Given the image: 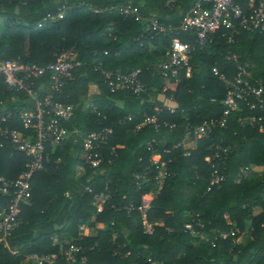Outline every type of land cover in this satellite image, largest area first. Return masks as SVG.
Listing matches in <instances>:
<instances>
[{"label":"trees","instance_id":"1","mask_svg":"<svg viewBox=\"0 0 264 264\" xmlns=\"http://www.w3.org/2000/svg\"><path fill=\"white\" fill-rule=\"evenodd\" d=\"M196 1L0 0V59L45 65L59 51L73 48L82 61L54 95L55 100L73 106L72 115L61 120L67 137L60 146L46 144L43 167L30 179V198L19 204L20 221L0 240V264H39L27 253L37 257L56 253L57 264H259L264 260V35L236 28L233 41L227 42L219 30L204 47L196 45L190 31L143 36L147 19L176 27ZM123 5H130L136 13L120 14L115 7ZM59 12V18H45ZM173 38L194 46L190 76L183 73L177 85L157 71ZM232 54L236 60L227 58ZM237 63L246 69L251 83L262 86L259 101L253 96L237 99L225 127H215L208 136L196 139L195 149L186 150L182 141L187 125L218 118L224 110L221 101L228 85L213 68L231 81ZM136 68L141 69L139 79L145 93L136 96L127 90H110L105 72L126 74ZM39 80L43 85H36V94L42 98L48 77ZM91 83L99 91L89 96L85 106L82 99ZM172 90L173 111L158 99L159 95L169 97ZM34 102L25 91L8 88L0 78V115H6L10 128L30 132L18 115L32 111ZM155 106L160 107L157 125L143 123ZM250 114L261 117L262 129L243 119ZM106 130L99 147L100 163L93 167L85 161V136ZM150 145L165 162L166 176L160 188L144 179L137 185L134 178L144 170L151 177L156 173ZM216 145L226 147L227 156L209 162L206 156L212 155ZM28 160L10 140L0 144L1 176L16 179ZM216 167L224 177L210 183ZM243 167L249 172L240 177ZM87 186L91 192L85 190ZM105 187L110 197L99 210L92 200ZM150 192L153 198L143 219L137 207ZM9 200L0 194L1 204ZM67 200L68 215L62 226L39 234L41 224L52 220ZM130 204L134 209L128 211ZM144 220L152 224L150 233L144 230ZM186 221L192 222V230L184 228ZM97 222L103 223L101 229ZM32 231L35 236L16 253L8 249L9 237ZM222 232L228 235L221 236ZM55 233L64 235L67 242L60 246L53 239ZM69 243L80 245L81 251L66 261L62 250Z\"/></svg>","mask_w":264,"mask_h":264},{"label":"built area","instance_id":"2","mask_svg":"<svg viewBox=\"0 0 264 264\" xmlns=\"http://www.w3.org/2000/svg\"><path fill=\"white\" fill-rule=\"evenodd\" d=\"M172 0H167V3ZM115 9L122 15L128 16L135 14V9L130 5L117 6ZM62 13L57 16L47 14L45 18H59ZM236 28L249 29L264 35V0H197L184 14L178 26H172L157 20L156 18L147 19L145 33L143 36L152 37L155 34H166L172 31H190L195 35V43L199 47L206 46L212 39L216 31L221 30L227 42H232ZM140 37L137 40L140 41ZM194 46L189 43L180 42L177 38L172 39L171 48L164 52V58L157 63V71L164 77L171 78L175 85L181 82L183 73L186 77L190 76V59ZM227 58L237 59L232 54ZM82 61L76 58L73 48L63 49L59 51L55 59L45 65H39L35 62L19 61L17 59H0V78L4 84L14 90H23L34 99V108L32 111L23 110L19 113L24 128L30 130L29 133H23L7 125L6 115H0V144L4 139L10 140L17 150L24 152L29 156V160L25 163L23 170L16 179H7L0 175V194L9 197L10 200L5 205L0 203V240L4 239L19 223V204L23 200H27L31 195L30 179L34 172L43 167L47 152L46 144L52 147L60 146L67 137V131L61 123L62 119H67L73 113V106L61 101L55 100L56 92L65 85L71 77L72 70L81 65ZM237 73L231 81H227L224 75L216 68L213 72L220 79L226 81L228 87L224 99L221 101L224 105L223 113L218 118H207L200 121L196 125L188 124L186 127L185 137L198 139L208 136L215 127H225L227 116L231 110L237 106V99L246 100L249 96H253L259 101L262 92V86L253 84L247 78L246 69L237 63ZM141 69L136 68L126 74L105 72L104 76L111 91L122 89L130 91L136 96L145 93L146 88L140 82L139 75ZM44 75L48 77V85L45 94L39 98L36 94V85L42 86L39 80ZM39 81V82H38ZM38 82V83H37ZM167 87L163 88L166 91ZM173 91L170 92V99H173ZM211 98V101H214ZM255 102L250 105L253 108ZM171 111L174 106H166ZM159 106H155L154 113L145 118L143 123L157 125V112ZM249 124L260 125V116L250 114L243 118ZM171 126V125H170ZM106 131H94L86 134L84 139L85 161L91 166H97L100 163V144L106 137ZM150 161L155 168V174L151 177L149 172H137L134 175L137 185L141 180L152 181L156 188H160L164 182L166 171L165 162L161 160V156L153 145H150ZM163 152H167L163 148ZM228 149L224 146L216 145L212 155L206 156V160L212 162L214 159H221L227 156ZM220 154H222L220 156ZM223 162V159H222ZM249 172L248 167L240 169L239 176H245ZM223 174L219 168L213 172L210 183H217L223 178ZM87 192H91V187H85ZM110 197L108 188L103 191L94 193L92 204L97 208L102 206L104 201ZM103 207V206H102ZM149 207V202L145 200V195L137 209L144 215ZM127 210H133L132 204L128 205ZM99 209V208H98ZM102 209V208H101ZM197 217L198 214L196 213ZM197 218V222L199 223ZM144 230L152 231V224L143 221ZM186 230H192L193 224L190 221L184 223ZM83 225L79 226L78 235H81ZM227 232H222L221 236L226 237ZM92 248V247H91ZM81 251L80 245L69 243L62 250V255L66 261L73 260L75 255ZM39 264H57V254L49 253L41 257H34ZM153 264H161L154 263ZM264 264V260L259 263Z\"/></svg>","mask_w":264,"mask_h":264},{"label":"crops","instance_id":"3","mask_svg":"<svg viewBox=\"0 0 264 264\" xmlns=\"http://www.w3.org/2000/svg\"><path fill=\"white\" fill-rule=\"evenodd\" d=\"M111 72V71H109ZM98 86L94 83L89 84V92L88 95L85 96L82 101L84 103V105H88L89 103V96L93 95V94H97L98 93ZM151 99V98H150ZM149 99V100H150ZM158 99L160 101L163 102V104L165 106H175V101L174 99H170L169 97H164L163 95H159ZM116 103L118 105H122V101L121 100H116ZM155 108V107H154ZM143 124V123H142ZM139 127V125L137 126ZM182 146L186 149V150H193L197 147V140L194 138H185L182 141ZM83 155V154H82ZM257 169H261L260 166H256ZM153 198V194L147 193L145 194V200H147L149 203ZM68 206H69V201L67 200L60 208L59 212L56 214V216L50 220L47 221L43 224H41V226L38 229V233L39 234H43V233H47V232H51V231H56L58 228H60L62 226V224L64 223V221L66 220V217L68 215ZM103 206V205H102ZM102 206H99V210L102 208ZM259 211V209H256L255 212L257 213ZM143 219H144V215H143ZM151 224L150 222H147ZM157 224H161V222H156ZM96 227L101 229L103 227V223L101 222H97L96 223ZM36 234L35 231H32L30 233L27 234H23V235H19V236H14V237H9L6 240V245L8 247V249L12 252V253H16L18 251L19 246L25 242L26 240H28L29 238L34 237ZM53 239L57 240L60 244V246H62L63 244H65L67 242L66 238L64 235H59V234H54L53 235ZM26 256L28 258H34L37 255L35 253H27Z\"/></svg>","mask_w":264,"mask_h":264}]
</instances>
